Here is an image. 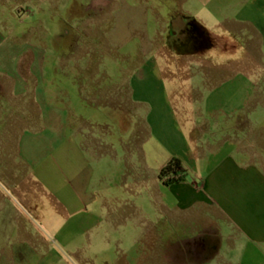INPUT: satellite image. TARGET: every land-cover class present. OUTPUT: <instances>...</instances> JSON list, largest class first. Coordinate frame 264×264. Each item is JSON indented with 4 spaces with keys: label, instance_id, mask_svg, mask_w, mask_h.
<instances>
[{
    "label": "crops",
    "instance_id": "crops-1",
    "mask_svg": "<svg viewBox=\"0 0 264 264\" xmlns=\"http://www.w3.org/2000/svg\"><path fill=\"white\" fill-rule=\"evenodd\" d=\"M108 2L91 1L95 19L138 24L155 57L124 59L121 78L76 63L74 100L0 74V264H264V74L206 57L227 44L192 17L155 11L150 32L144 11L103 15ZM190 64L203 72L172 69ZM173 158L185 176L164 184Z\"/></svg>",
    "mask_w": 264,
    "mask_h": 264
},
{
    "label": "rangeland",
    "instance_id": "rangeland-1",
    "mask_svg": "<svg viewBox=\"0 0 264 264\" xmlns=\"http://www.w3.org/2000/svg\"><path fill=\"white\" fill-rule=\"evenodd\" d=\"M91 1L0 0V74L17 73L27 78L29 73H35L45 80L47 89L60 93L59 99L68 92L74 100L76 75L82 72L76 63L82 62L84 70L93 68L104 78L106 74L121 78L122 68L127 74L129 67L124 59L137 63L140 57L156 56L153 50L144 54L136 31L138 24L127 27L126 17H122L117 30L113 31L107 18L105 21L95 19L97 10ZM102 11L103 15L144 11L150 32L156 31L155 11L183 19L192 17L218 44H227L226 50H220L219 45L209 48L206 57L214 62L236 59L237 68L244 75L264 74V0H109ZM132 14L131 19L137 21L138 14ZM178 29L190 35L197 33L191 23ZM111 32L115 33V38L110 42ZM161 53L168 55L166 50ZM89 61L93 65H86ZM199 68L196 64L172 67L175 72L188 74L202 73ZM135 83L136 77L132 80V84ZM144 83L151 90L160 85L155 79ZM240 87L246 116L252 107L249 77L244 78ZM195 120L201 122V119ZM51 264H58L57 258H52Z\"/></svg>",
    "mask_w": 264,
    "mask_h": 264
},
{
    "label": "trees",
    "instance_id": "trees-1",
    "mask_svg": "<svg viewBox=\"0 0 264 264\" xmlns=\"http://www.w3.org/2000/svg\"><path fill=\"white\" fill-rule=\"evenodd\" d=\"M185 176L182 163L178 158L171 159L159 172V178L164 184L181 181Z\"/></svg>",
    "mask_w": 264,
    "mask_h": 264
}]
</instances>
